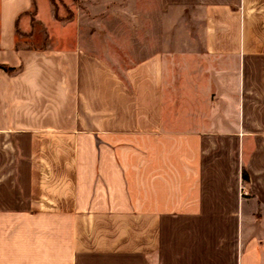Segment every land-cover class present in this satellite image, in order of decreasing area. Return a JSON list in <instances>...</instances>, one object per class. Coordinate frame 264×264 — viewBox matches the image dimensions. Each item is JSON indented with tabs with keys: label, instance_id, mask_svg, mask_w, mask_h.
I'll return each instance as SVG.
<instances>
[{
	"label": "crops",
	"instance_id": "obj_1",
	"mask_svg": "<svg viewBox=\"0 0 264 264\" xmlns=\"http://www.w3.org/2000/svg\"><path fill=\"white\" fill-rule=\"evenodd\" d=\"M32 6L0 0V264H264V0H137L131 55L20 47Z\"/></svg>",
	"mask_w": 264,
	"mask_h": 264
},
{
	"label": "rangeland",
	"instance_id": "obj_2",
	"mask_svg": "<svg viewBox=\"0 0 264 264\" xmlns=\"http://www.w3.org/2000/svg\"><path fill=\"white\" fill-rule=\"evenodd\" d=\"M136 16L137 0H33L31 9L18 19V46H66L80 30L84 36L100 39L127 35L131 55L138 32ZM115 62L132 66L136 61Z\"/></svg>",
	"mask_w": 264,
	"mask_h": 264
},
{
	"label": "trees",
	"instance_id": "obj_3",
	"mask_svg": "<svg viewBox=\"0 0 264 264\" xmlns=\"http://www.w3.org/2000/svg\"><path fill=\"white\" fill-rule=\"evenodd\" d=\"M0 68L4 69L5 71L10 72V73H12L16 70L15 68L8 67L6 65H0Z\"/></svg>",
	"mask_w": 264,
	"mask_h": 264
}]
</instances>
